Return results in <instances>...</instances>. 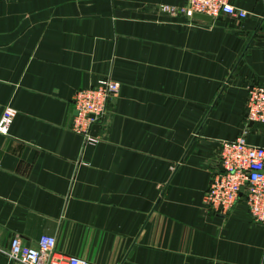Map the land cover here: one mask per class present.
Segmentation results:
<instances>
[{"label": "crops", "instance_id": "crops-1", "mask_svg": "<svg viewBox=\"0 0 264 264\" xmlns=\"http://www.w3.org/2000/svg\"><path fill=\"white\" fill-rule=\"evenodd\" d=\"M185 0H0V264L18 237L90 264H264V224L244 193L203 205L221 141L243 132L246 90L264 85V0H230L242 18L160 5ZM110 76L117 98L82 144L71 94Z\"/></svg>", "mask_w": 264, "mask_h": 264}, {"label": "built area", "instance_id": "built-area-1", "mask_svg": "<svg viewBox=\"0 0 264 264\" xmlns=\"http://www.w3.org/2000/svg\"><path fill=\"white\" fill-rule=\"evenodd\" d=\"M166 12L193 13L214 17L219 13L242 18L246 12L234 7L230 0H185L175 8L160 5ZM119 82L104 76L86 88H78L71 94L74 115L70 128L80 135L82 144H93L96 137L90 135L94 124H101L109 111V103L117 98ZM16 110L5 105L0 112V133L6 134ZM243 117L245 121L264 123V85H251L246 90ZM218 160L222 171L213 177L203 194L206 210H229L244 193V202L253 222L264 224V148L245 142L243 132L231 141H221ZM8 256L20 264H90L81 259L54 251V239L41 236L33 246H22L18 237L8 241Z\"/></svg>", "mask_w": 264, "mask_h": 264}, {"label": "water", "instance_id": "water-1", "mask_svg": "<svg viewBox=\"0 0 264 264\" xmlns=\"http://www.w3.org/2000/svg\"><path fill=\"white\" fill-rule=\"evenodd\" d=\"M191 16H192L193 18H195V19H200V20H209V19H210L209 16H207V15H203V14H198V13H193ZM74 113H75V112H74Z\"/></svg>", "mask_w": 264, "mask_h": 264}]
</instances>
